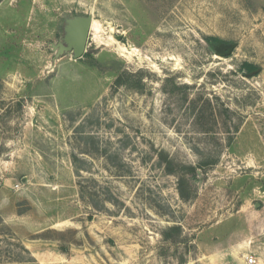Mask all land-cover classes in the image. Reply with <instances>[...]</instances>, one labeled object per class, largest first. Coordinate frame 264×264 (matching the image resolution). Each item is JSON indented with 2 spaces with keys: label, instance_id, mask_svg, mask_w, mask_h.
Returning <instances> with one entry per match:
<instances>
[{
  "label": "rangeland",
  "instance_id": "obj_1",
  "mask_svg": "<svg viewBox=\"0 0 264 264\" xmlns=\"http://www.w3.org/2000/svg\"><path fill=\"white\" fill-rule=\"evenodd\" d=\"M90 14L84 55L58 54ZM249 255L264 264V0H0V264Z\"/></svg>",
  "mask_w": 264,
  "mask_h": 264
},
{
  "label": "water",
  "instance_id": "obj_2",
  "mask_svg": "<svg viewBox=\"0 0 264 264\" xmlns=\"http://www.w3.org/2000/svg\"><path fill=\"white\" fill-rule=\"evenodd\" d=\"M93 24V16L78 15L67 20L65 27L64 38L53 47L62 54L67 51H72L74 57H82L86 51L89 33ZM233 51L232 48L227 51H221V55H229Z\"/></svg>",
  "mask_w": 264,
  "mask_h": 264
},
{
  "label": "trees",
  "instance_id": "obj_3",
  "mask_svg": "<svg viewBox=\"0 0 264 264\" xmlns=\"http://www.w3.org/2000/svg\"><path fill=\"white\" fill-rule=\"evenodd\" d=\"M122 80H123V78H122V76H119L117 79H116V83L117 84H121L122 83ZM210 100H208V102H209ZM163 158L165 159V161L167 162V165L168 164H172V162H173V160H171V159H169L168 158V156H163ZM212 163H215V161L212 159ZM187 169H188V172H195V166L194 165H188L187 167H186ZM173 169L172 168H170L169 167V171H172ZM172 172H174V171H172ZM181 182H185V178H184V176L183 175H181ZM182 187H183V185L182 186H180L179 188H180V191H181V194H183L182 192Z\"/></svg>",
  "mask_w": 264,
  "mask_h": 264
},
{
  "label": "built area",
  "instance_id": "obj_4",
  "mask_svg": "<svg viewBox=\"0 0 264 264\" xmlns=\"http://www.w3.org/2000/svg\"><path fill=\"white\" fill-rule=\"evenodd\" d=\"M246 259H247L248 264H255L257 262V260L255 259V257L253 255L247 256Z\"/></svg>",
  "mask_w": 264,
  "mask_h": 264
}]
</instances>
